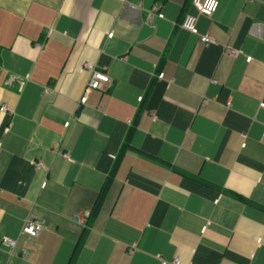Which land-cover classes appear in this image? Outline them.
<instances>
[{
    "label": "crops",
    "instance_id": "1",
    "mask_svg": "<svg viewBox=\"0 0 264 264\" xmlns=\"http://www.w3.org/2000/svg\"><path fill=\"white\" fill-rule=\"evenodd\" d=\"M196 13L0 0V264H264V0Z\"/></svg>",
    "mask_w": 264,
    "mask_h": 264
},
{
    "label": "built area",
    "instance_id": "2",
    "mask_svg": "<svg viewBox=\"0 0 264 264\" xmlns=\"http://www.w3.org/2000/svg\"><path fill=\"white\" fill-rule=\"evenodd\" d=\"M121 3H125L127 0H119ZM193 6L196 8L197 13L196 14H186L180 24L182 28L185 30H188L193 33H197V21L199 15L204 16H213L220 5V0H215V6L213 8H209V0H192ZM201 42L207 44L213 41L212 36L209 34L200 35ZM233 56H237L238 52H233ZM85 68L91 71L92 77L91 80L88 83V90L84 94V96L81 98V103L85 102L87 98V92L92 88H98L100 81H109V76H107L105 73L100 72L95 69L93 64L86 63ZM24 84L23 82L21 83ZM1 111H8L10 108H8L7 104H3L0 108ZM11 111V110H10ZM91 216L90 210H85L82 212H79L75 215L74 221L78 224H84L88 218ZM44 228V223L39 220H31L28 221L22 229V234L29 236L31 238H37L42 230ZM1 244L9 248L11 251H14L17 246V240L13 238H3L1 241ZM171 264H181V260L179 258L174 259L170 262ZM161 264H167L166 262H162Z\"/></svg>",
    "mask_w": 264,
    "mask_h": 264
},
{
    "label": "clouds",
    "instance_id": "3",
    "mask_svg": "<svg viewBox=\"0 0 264 264\" xmlns=\"http://www.w3.org/2000/svg\"><path fill=\"white\" fill-rule=\"evenodd\" d=\"M215 6V0H209V8H213Z\"/></svg>",
    "mask_w": 264,
    "mask_h": 264
}]
</instances>
